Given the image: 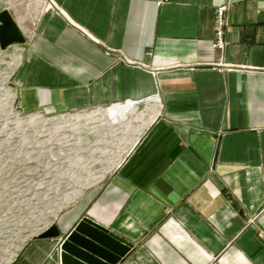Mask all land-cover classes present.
Wrapping results in <instances>:
<instances>
[{
  "label": "crops",
  "instance_id": "crops-1",
  "mask_svg": "<svg viewBox=\"0 0 264 264\" xmlns=\"http://www.w3.org/2000/svg\"><path fill=\"white\" fill-rule=\"evenodd\" d=\"M33 1L30 25L15 19L20 112L97 108L92 121L125 127L139 107L151 115L117 168L45 225L60 239L15 264H58L84 215L131 242L118 264H264V0Z\"/></svg>",
  "mask_w": 264,
  "mask_h": 264
},
{
  "label": "rangeland",
  "instance_id": "rangeland-1",
  "mask_svg": "<svg viewBox=\"0 0 264 264\" xmlns=\"http://www.w3.org/2000/svg\"><path fill=\"white\" fill-rule=\"evenodd\" d=\"M2 8L28 27L40 6L0 0ZM21 47L0 48V264H15L84 188L114 171L136 136L135 126L151 115L139 107L133 125L125 127L121 120L92 121L89 114L97 108L20 112L11 82Z\"/></svg>",
  "mask_w": 264,
  "mask_h": 264
},
{
  "label": "water",
  "instance_id": "water-1",
  "mask_svg": "<svg viewBox=\"0 0 264 264\" xmlns=\"http://www.w3.org/2000/svg\"><path fill=\"white\" fill-rule=\"evenodd\" d=\"M24 42L17 21L7 8H2L0 48ZM37 238L60 239V233L52 224ZM131 248V242L84 215L57 244L56 257L58 264H118Z\"/></svg>",
  "mask_w": 264,
  "mask_h": 264
},
{
  "label": "built area",
  "instance_id": "built-area-1",
  "mask_svg": "<svg viewBox=\"0 0 264 264\" xmlns=\"http://www.w3.org/2000/svg\"><path fill=\"white\" fill-rule=\"evenodd\" d=\"M214 14H215V24H216V28H215V39L212 43L213 47L217 48V49H223L225 42H224V27H225V7L221 6V7H217L214 10Z\"/></svg>",
  "mask_w": 264,
  "mask_h": 264
},
{
  "label": "bare ground",
  "instance_id": "bare-ground-1",
  "mask_svg": "<svg viewBox=\"0 0 264 264\" xmlns=\"http://www.w3.org/2000/svg\"><path fill=\"white\" fill-rule=\"evenodd\" d=\"M18 62V60H17V57H15V63H17ZM15 66V65H14ZM10 96V95H9ZM11 97V96H10ZM120 114V113H119ZM43 127H45V126H43ZM66 129V128H65ZM141 129V125H139V126H137V131H139ZM50 226V225H49ZM49 226H47V227H49ZM46 227V228H47Z\"/></svg>",
  "mask_w": 264,
  "mask_h": 264
}]
</instances>
